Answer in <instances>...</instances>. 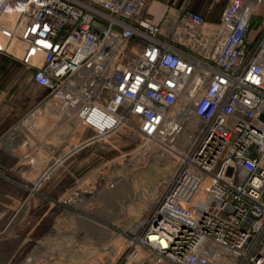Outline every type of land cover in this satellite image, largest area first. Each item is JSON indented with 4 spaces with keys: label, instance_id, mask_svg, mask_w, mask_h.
Wrapping results in <instances>:
<instances>
[{
    "label": "built area",
    "instance_id": "built-area-1",
    "mask_svg": "<svg viewBox=\"0 0 264 264\" xmlns=\"http://www.w3.org/2000/svg\"><path fill=\"white\" fill-rule=\"evenodd\" d=\"M261 1L226 0L210 27L184 2L164 32L167 16L147 19L144 0H0V31L41 53L24 63L45 94L20 123L46 109L88 130L73 151L120 128L167 144L174 168L140 231L124 233L127 260L264 264ZM9 264H31V254Z\"/></svg>",
    "mask_w": 264,
    "mask_h": 264
},
{
    "label": "rangeland",
    "instance_id": "rangeland-1",
    "mask_svg": "<svg viewBox=\"0 0 264 264\" xmlns=\"http://www.w3.org/2000/svg\"><path fill=\"white\" fill-rule=\"evenodd\" d=\"M222 1L215 0L210 12H215ZM206 3L200 0L199 6ZM255 13L263 18L264 0L256 6ZM0 37L1 42L11 39L5 34ZM21 46L26 50L23 42ZM33 119L32 126L38 129L42 115L37 114ZM84 131L86 136L90 135L88 130ZM92 142L58 166V181L49 189L50 198H46L51 203L43 227L48 243L40 250L39 240L31 241V264H138L141 260L155 264L145 255L137 262L129 261L121 250L124 233L131 236L140 231L138 221L150 211L174 168L167 144L153 141L151 147L147 145L149 141L123 128ZM70 186L75 187L74 192L65 193ZM60 195H64V201H55ZM120 241L119 251L114 247ZM106 246L112 247L111 258ZM23 257L16 255L4 264Z\"/></svg>",
    "mask_w": 264,
    "mask_h": 264
},
{
    "label": "crops",
    "instance_id": "crops-1",
    "mask_svg": "<svg viewBox=\"0 0 264 264\" xmlns=\"http://www.w3.org/2000/svg\"><path fill=\"white\" fill-rule=\"evenodd\" d=\"M204 1L207 5L200 7V0H144L146 18L160 22L167 16L162 27L166 32L170 28L171 14L185 2L192 9H201L205 26L210 27L218 20L226 0L212 13L210 5L215 0ZM1 21L12 27L14 16L4 13ZM18 41L11 37L0 46L17 56L0 53V264L9 262L16 255L28 254L32 240H39L40 250L47 245V231H43V227L51 205L46 199L51 196L49 189L58 181V166L77 152L79 148L73 151V146L86 137L84 130H77L72 122L62 121L58 114L46 109L38 113L43 118L38 129L32 126L31 119L20 123L24 114L41 100L45 89L30 80L33 67L24 63L27 60L33 65L39 64L40 51L26 52ZM20 124H25L27 130H22ZM48 166V177L42 182L41 189L35 192L30 189L31 185L24 186L25 182L32 184ZM44 252L47 257L48 250Z\"/></svg>",
    "mask_w": 264,
    "mask_h": 264
},
{
    "label": "bare ground",
    "instance_id": "bare-ground-1",
    "mask_svg": "<svg viewBox=\"0 0 264 264\" xmlns=\"http://www.w3.org/2000/svg\"><path fill=\"white\" fill-rule=\"evenodd\" d=\"M3 14H4V13H3ZM3 14L1 15V17L3 16ZM1 34H4V33H2V32L0 31V35H1ZM0 38H1V37H0ZM5 38H6V37H5ZM5 41H6V40H3V41L1 42V40H0V46H3V45L5 44ZM33 49H35V48H33ZM32 120H33V122H34V119H33V118L31 119V121H32ZM27 121H28V120H27ZM27 121H26V122H27ZM30 123H32V122H30ZM19 126H20L21 129H25V130H27L25 124H20ZM28 133H29V132H28ZM29 134H30V133H29ZM147 145H150V146H151V145H153V144H151V142H148ZM151 147H153V146H151ZM199 204H203V202H202V201H199ZM120 247H121V241L118 242V244L114 247V249L120 251ZM107 251H108V253H109V255H110V258H111L112 247H111V246H108V247H107Z\"/></svg>",
    "mask_w": 264,
    "mask_h": 264
}]
</instances>
